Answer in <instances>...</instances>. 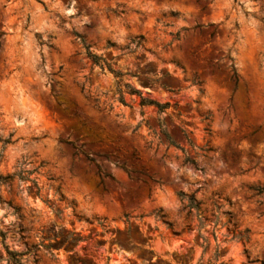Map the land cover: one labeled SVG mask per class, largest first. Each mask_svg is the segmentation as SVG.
Instances as JSON below:
<instances>
[{"label":"clouds","instance_id":"9594fccd","mask_svg":"<svg viewBox=\"0 0 264 264\" xmlns=\"http://www.w3.org/2000/svg\"><path fill=\"white\" fill-rule=\"evenodd\" d=\"M0 264H264V0H0Z\"/></svg>","mask_w":264,"mask_h":264}]
</instances>
